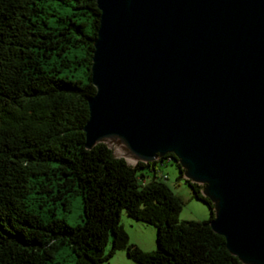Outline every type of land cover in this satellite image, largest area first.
<instances>
[{"label": "water", "instance_id": "95a60500", "mask_svg": "<svg viewBox=\"0 0 264 264\" xmlns=\"http://www.w3.org/2000/svg\"><path fill=\"white\" fill-rule=\"evenodd\" d=\"M84 146L172 153L209 225L264 264V0H96Z\"/></svg>", "mask_w": 264, "mask_h": 264}, {"label": "trees", "instance_id": "16d2710c", "mask_svg": "<svg viewBox=\"0 0 264 264\" xmlns=\"http://www.w3.org/2000/svg\"><path fill=\"white\" fill-rule=\"evenodd\" d=\"M49 1L70 12L49 20ZM97 8L96 0H0V264H48L64 245L75 264H101L120 249L135 264H243L209 225L212 211L203 221L178 219L182 201L154 174L173 161L182 176L172 153L130 165L106 144L85 148ZM72 48L81 56L70 59ZM73 61L86 80L59 74ZM143 169L153 172L148 182ZM185 181L211 210L201 184ZM75 195L83 223L70 226L54 212L70 210ZM123 210L155 226L154 250L127 242Z\"/></svg>", "mask_w": 264, "mask_h": 264}, {"label": "rangeland", "instance_id": "374dc122", "mask_svg": "<svg viewBox=\"0 0 264 264\" xmlns=\"http://www.w3.org/2000/svg\"><path fill=\"white\" fill-rule=\"evenodd\" d=\"M47 11L51 13L48 19L53 21L57 19V15L68 14L70 12V8L69 6L62 5L57 1H49ZM68 55L70 59H76V56H81V50L79 48H72ZM59 74L74 80H86L83 67L75 61L71 62L69 66L59 70ZM142 172L145 176L144 182L150 181L153 172L148 170L144 171V169ZM154 174L158 180L164 182L179 198V200L182 201L183 206L180 213H178V219L180 221H203L208 219L209 214H211V210L205 203L201 202V200L192 196L187 182L182 176H179L178 168L173 161H165L161 164L157 163L154 169ZM36 208L42 209L39 206ZM124 212V210L120 212L119 222L127 234V242L135 244L137 247L142 249V251L154 250L156 248L155 226L144 224L139 220L131 219ZM43 214L44 213H41V215ZM54 216H56V218H64L70 226L82 224V203L80 195L70 197V210L64 212L61 209H57L54 212ZM110 240L106 246V251L110 248ZM125 255L124 250H116L113 255L101 262V264H135L131 260L127 259ZM48 264H75V258L69 247L64 245L59 252L56 253L55 259Z\"/></svg>", "mask_w": 264, "mask_h": 264}, {"label": "built area", "instance_id": "2783aa9c", "mask_svg": "<svg viewBox=\"0 0 264 264\" xmlns=\"http://www.w3.org/2000/svg\"><path fill=\"white\" fill-rule=\"evenodd\" d=\"M164 177V176H163Z\"/></svg>", "mask_w": 264, "mask_h": 264}]
</instances>
